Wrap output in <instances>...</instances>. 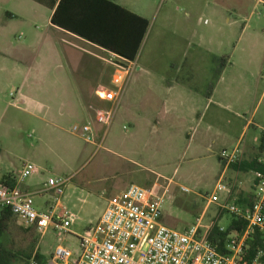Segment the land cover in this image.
I'll list each match as a JSON object with an SVG mask.
<instances>
[{
    "label": "rangeland",
    "instance_id": "1",
    "mask_svg": "<svg viewBox=\"0 0 264 264\" xmlns=\"http://www.w3.org/2000/svg\"><path fill=\"white\" fill-rule=\"evenodd\" d=\"M138 1L140 11L148 22L147 32L133 61L134 71L128 80L122 101L108 125L97 124L96 133L92 134L93 143L85 142L79 135L70 132L73 125H82L80 118H52V110L49 115L46 114L47 107L57 106L52 98L53 95H58L57 88L28 86L21 77L22 68H15L9 57L0 55V148L7 151L2 155L1 161L13 165L11 170L14 172L19 171L25 163L34 165L39 172L23 182L37 191L44 190V184L52 179H67L68 183L86 185L85 182L94 177L102 175L108 178L114 171L118 172L117 182L128 183L127 179L135 180L136 185L162 197L161 222L165 226L180 231L200 220L199 232L203 233L208 230L205 226L212 223L210 219L215 212L227 222L233 217L216 204L206 206L221 169L231 166L221 160V150L231 151L239 143L247 146L248 158L263 152L264 2ZM186 22L191 27L189 31L193 32L189 41L193 46H204L215 54L216 73L224 72V84L230 93L220 99L221 105L225 106V111L221 113L225 117L226 127L232 126L233 132L213 128L207 130V134H202L208 123L202 120L201 114L187 122L186 130L185 127L179 130L178 125L169 123V119L163 116L160 103L153 105L152 114L146 116L144 113L148 109L147 104L142 108L146 102L147 89L139 84L140 77L137 76L145 74V65L157 61L159 65L169 62L168 56L162 54V49L168 50L172 43H176L178 36L174 34V28H183ZM156 41L164 44L159 46ZM79 57L81 56L77 54L73 56V63L68 66V72L73 78L71 85L68 83L64 89L70 100L74 98L79 86L77 83L81 71L75 70ZM104 57L103 63L101 60L97 61V72L94 71V79L103 89L111 86L112 63H122L114 60V57ZM84 63L85 61L82 62ZM140 67L141 70L138 69ZM19 93L44 106L46 115L39 112L38 117L46 123L31 117L25 102L19 101ZM240 95L246 96L241 107L236 105V98ZM104 107L100 108L101 112H107L108 109ZM211 111L213 107L205 113L206 118ZM127 116H132V123L136 124L132 125ZM146 117L154 120L149 127L144 124ZM163 117L169 124L163 126ZM253 142L255 148L252 146ZM98 143L100 147L97 148ZM106 149L134 160L138 167H131L115 157L112 161L118 164V170L108 167ZM100 186L105 187L104 184ZM51 193L52 191L47 190L32 195L34 208L42 207L45 204L44 196ZM235 195L233 190L232 200ZM52 196L54 198L53 193ZM106 197L107 194H88L85 188L72 190L65 187L60 199L61 205L68 213L77 217L70 229L82 235L87 228L95 225L105 209ZM7 224L6 242L2 243L5 249L16 254L15 258L9 259V263L32 264L39 237L33 231L24 229L15 217ZM43 241L47 247L60 245L72 251L78 244L77 236L61 234L52 228Z\"/></svg>",
    "mask_w": 264,
    "mask_h": 264
},
{
    "label": "crops",
    "instance_id": "2",
    "mask_svg": "<svg viewBox=\"0 0 264 264\" xmlns=\"http://www.w3.org/2000/svg\"><path fill=\"white\" fill-rule=\"evenodd\" d=\"M59 1L60 0H0V55L9 57L15 68H17V66L22 68L23 74L21 77L28 83V86H53L57 88L58 95H53L52 97L53 102L57 106L53 108L47 107V113L45 112L44 106L37 100L19 93L18 99L19 101L23 100L25 102L27 109L30 110L29 114L31 117L42 121L44 119L38 117V113L44 112V114L46 113L49 115L50 110H52L50 113L52 118L60 120L66 118H80L82 120V125L90 123L92 134H95L97 124L99 125L96 121L97 112H101L102 109L100 108L104 106V108L108 110L111 107L109 103L97 97L96 92L100 87L99 83H96L97 80L94 79L96 75L94 71L97 72L96 63L98 60H101L103 63V58H105L104 55L111 57H116V55L52 25L50 20ZM108 1L145 19L140 11L141 7H139L138 0ZM240 1L241 0H237L236 2L239 3ZM257 1L262 3L261 0ZM184 26L183 28H181V26L174 28V34L178 36L176 43H172L168 50L164 51L162 49V54L168 56L169 62L159 65L157 61L151 63V65H145V69H143L145 74L143 76H137V78L140 77L139 84L145 86L147 89L145 96L146 102L142 108L144 109L145 106L148 105V109H145L144 113L146 116L152 114L153 105L160 103L163 116L169 119V123L171 122V124L174 123L178 125L179 130L184 129V127L186 130L187 122L189 120L192 121L196 116L201 114L202 120H206L208 123L202 134H207V130L213 128H218L217 130L219 131H232V126H229V128L226 127L225 117L221 113V111H225V106L221 105L220 99L230 93V90L224 84V72L216 73L217 70L214 64V60L216 59L214 56L215 54L211 53L209 49L204 46H193V43L189 41V36L193 37V32L189 31V28H191L189 22H186ZM180 30L182 31L180 32ZM156 44L162 46L164 43H158V41H156ZM76 54L81 57L77 59L78 62L76 63L75 70L77 69V71L81 72L79 75V82L77 83L79 85L77 86V92L74 98L70 100L65 94L64 88H66L68 83L71 85L73 75H70L68 72V66L72 65L73 56H76ZM158 59L157 56V60ZM84 61L85 63L82 64ZM138 69L141 70V67ZM213 82H215L214 85ZM263 95L264 90L262 92V96ZM245 98L246 96L243 95L238 96L236 98V105L241 107ZM211 107H213V111H211L206 118L205 113ZM123 117H125V115H123ZM127 118L132 125L136 124L132 123V116H127ZM154 118H156V116ZM165 118L162 120L163 122L165 121L163 126L169 124L166 122ZM42 122L46 123V121ZM152 122H154L152 118L146 117L144 124L146 127H149ZM255 128L258 127L255 126ZM254 138L256 139V135H254ZM254 143L255 142H253L252 146L255 148ZM234 148L239 150L238 162L232 166L221 169L222 171L218 176L219 178L215 179L214 183L215 186L216 183L223 182L229 188L228 193H222L219 196V203L216 204V206L220 209L221 204H236L240 207L249 206L254 199L253 169H251V166L255 161L264 165V146L263 152L255 154L252 158L247 157V146H241L237 143V145L232 147V149ZM107 151L106 158L108 167H115L118 170V164H114L112 161L114 157L128 163L131 167H138L134 160L126 158L113 150ZM6 152V150L0 148V185H4L2 181L6 180L5 178L8 177L9 179L6 180L7 185L10 184L12 187L19 186L24 192H28L32 195L45 192L43 190H33L28 183L19 182V175L22 168L17 171V173L11 170L13 165L7 162L3 163L1 157ZM218 154L216 156H218ZM38 172L39 170L36 168L35 173ZM117 177L118 172L114 171V174L109 175L108 178L99 175L92 180L86 181V185H84V183L75 185L69 182L66 188L72 190H75V188H85L88 194H107L105 198L107 206L120 196L129 185H136L134 183L135 180L131 179H127L128 183H119L116 181ZM102 184H104L105 187H101L100 185ZM233 190L235 191L236 197L232 200L231 196ZM52 193L44 196L45 204L42 207H37L36 209L38 211L47 212L51 208H55ZM1 211L2 210H0V264H8L10 262L9 259L15 258L16 254L4 248L6 242L5 234L7 232V223L15 216L12 215L11 218L1 216ZM55 211L58 213L57 209H55ZM216 213L217 212H215L214 216L210 219L212 223L209 222V224L205 226L208 232L214 224L219 228L227 225L225 226L226 228L222 227L226 230L235 220V218L232 217L230 222H227L224 217ZM70 215L72 217V227L74 225L73 221L75 218L77 219V217L72 213H70ZM15 218L20 225H22L19 219L17 217ZM87 222H90V220ZM22 227L26 230L33 231L34 234L39 237L37 253L33 258L39 256L42 258L41 264H47L49 260L48 255L49 253L51 254L54 247H47L43 239L47 236L50 228L40 235L33 228H26L23 225ZM71 232L74 236L80 235L74 230H71ZM76 251L77 247L73 252Z\"/></svg>",
    "mask_w": 264,
    "mask_h": 264
},
{
    "label": "built area",
    "instance_id": "3",
    "mask_svg": "<svg viewBox=\"0 0 264 264\" xmlns=\"http://www.w3.org/2000/svg\"><path fill=\"white\" fill-rule=\"evenodd\" d=\"M115 59L122 63H112L111 86L100 87L96 92L100 100L111 105L107 112L96 114L97 123L103 126L110 123L134 71L133 62L118 56H114ZM70 132L85 142L93 143L90 124L73 125ZM96 146L100 147V143ZM220 158L227 166L235 164L239 150H222ZM35 172L34 165L23 164L19 182ZM68 181L52 179L44 184L46 188L43 191L50 190L54 195L55 208L47 212L35 209L32 194L22 191L19 186L0 185V210H9L24 227L33 228L40 235L48 228L61 234H73L70 230L72 217L60 200ZM253 186L254 199L249 206L220 205L221 209L245 224L240 234L227 235L224 253H220L217 245L208 240V231L199 232L200 220L185 230L169 228L161 222L162 197L137 185H129L105 207L95 225L77 236L76 252L55 246L47 264H264L261 261L262 250L247 259V242L255 232L259 233L264 247V171H253ZM226 192H229L226 184L216 183L206 205L218 204L220 194ZM219 231L225 230L219 228ZM32 264L37 263L33 260Z\"/></svg>",
    "mask_w": 264,
    "mask_h": 264
},
{
    "label": "trees",
    "instance_id": "4",
    "mask_svg": "<svg viewBox=\"0 0 264 264\" xmlns=\"http://www.w3.org/2000/svg\"><path fill=\"white\" fill-rule=\"evenodd\" d=\"M50 22L130 62L135 60L148 28V22L145 19L108 0H60ZM251 169L264 171V165L255 161ZM6 180H3L2 184L11 188L12 185H7ZM1 216L11 218L12 214L4 209L1 211ZM244 227L245 224L239 219H235L224 232L219 231L214 224L207 238L217 245L220 253H224L223 248L227 235L232 232L240 234ZM247 246V259H251L258 250H262L261 261L264 262V247L259 233L255 232L249 238ZM34 261L41 264L42 258L36 256Z\"/></svg>",
    "mask_w": 264,
    "mask_h": 264
}]
</instances>
